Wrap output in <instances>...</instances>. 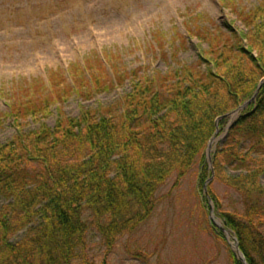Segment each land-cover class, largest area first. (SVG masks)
I'll list each match as a JSON object with an SVG mask.
<instances>
[{
  "label": "trees",
  "instance_id": "trees-1",
  "mask_svg": "<svg viewBox=\"0 0 264 264\" xmlns=\"http://www.w3.org/2000/svg\"><path fill=\"white\" fill-rule=\"evenodd\" d=\"M244 23L250 24L246 32H231L223 41L208 38L210 49L199 50L189 64L177 59L172 45L170 62L177 66L164 73L118 71L111 55L95 52L60 74L38 76L37 85L31 79L28 88L1 92L7 112L0 122L10 121L15 132L0 143V264H106L105 257L98 263L87 257L86 216L107 253L152 214L156 191L168 177L176 173L175 188L197 159L200 188L213 174L242 197L241 216H220L246 263L264 264V83L231 125L226 118L215 125L264 78V9L248 13ZM186 35L192 36L188 28ZM155 43L165 60V43ZM126 80L129 91L112 105H80L77 116L60 107ZM53 107L56 118L49 126L45 118ZM228 125L211 153L210 170L202 151ZM226 166L238 174L224 175ZM208 193L217 210V198ZM231 256L233 264H242Z\"/></svg>",
  "mask_w": 264,
  "mask_h": 264
},
{
  "label": "rangeland",
  "instance_id": "rangeland-1",
  "mask_svg": "<svg viewBox=\"0 0 264 264\" xmlns=\"http://www.w3.org/2000/svg\"><path fill=\"white\" fill-rule=\"evenodd\" d=\"M263 4L264 0H0V94L9 96L21 86L28 88L31 79L37 85L38 76L46 78L54 71L60 74L77 60L95 57V52L111 55L118 71H170L177 66L170 62L172 45L178 48L180 62L192 63L199 50L205 53L210 49L208 38L218 36L223 41L231 32H246L250 26L244 23L247 14L264 9ZM187 28L191 37L186 35ZM177 31L185 42L176 36ZM155 42L165 43V60L155 49ZM127 91L128 80L87 101L71 97L60 107L67 115L77 116L80 105L106 107ZM6 112V104L0 99V115ZM229 113L216 118V127L221 119L230 124L240 115L231 117ZM55 116L53 107L45 118L47 125L53 126ZM29 127L34 128L35 123ZM217 130L202 151L207 166L208 143L214 138L211 157L214 147L226 138L227 127ZM14 132L11 122L4 118L0 143ZM201 166L197 159L175 188L176 173L170 175L156 191L152 214L134 231L122 235L107 253L91 218L86 216L88 259L98 263L105 257L106 264H233L231 253L237 257L232 238L236 237L225 227L220 213L241 216L245 211L243 199L222 177L213 174L206 191L204 184L200 188ZM223 172L232 176L239 171L226 166ZM260 183L264 187V176ZM210 190L217 198V210ZM210 208L229 235L209 218ZM23 232L15 234L12 241L19 240Z\"/></svg>",
  "mask_w": 264,
  "mask_h": 264
},
{
  "label": "water",
  "instance_id": "water-1",
  "mask_svg": "<svg viewBox=\"0 0 264 264\" xmlns=\"http://www.w3.org/2000/svg\"><path fill=\"white\" fill-rule=\"evenodd\" d=\"M264 82V78L259 82L258 87L256 88L254 94L252 95V97L246 101L245 103H243L242 105H240L237 109L233 110L231 113H229V116H233L235 117L239 112L243 111L251 102L254 101V99L256 98L257 93L260 90L261 85ZM237 117V116H236ZM214 138L211 139V141L208 143L207 145V149H206V155H207V160H208V166L210 169H212V165H211V157H210V151H211V145L213 142ZM212 176L207 179L204 183L203 186V190L206 191V184L211 180ZM209 218L216 224L217 227H220L223 231L226 232L227 235H229L228 231H226L225 229L222 228L221 224L219 223L220 221H218L217 219H214L213 217V213H212V208H210V214H209ZM233 239V251L235 252V255L237 257L238 260H240L242 262V264H247L244 256L242 255L239 247H238V241L236 240V238H232Z\"/></svg>",
  "mask_w": 264,
  "mask_h": 264
}]
</instances>
